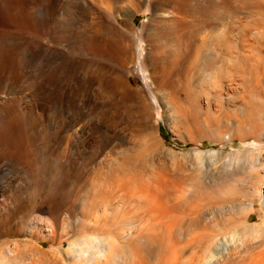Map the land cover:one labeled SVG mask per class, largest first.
Returning <instances> with one entry per match:
<instances>
[{
	"label": "rangeland",
	"instance_id": "374dc122",
	"mask_svg": "<svg viewBox=\"0 0 264 264\" xmlns=\"http://www.w3.org/2000/svg\"><path fill=\"white\" fill-rule=\"evenodd\" d=\"M0 1V144L6 143L0 146V264H54L49 251L57 241L66 247L72 239L68 235L81 220L77 213L70 218L72 204L60 197L62 185L84 183L92 164L108 162L112 156L111 145L100 150V136L93 126L84 127L61 112L68 98L77 101L82 60H93L103 71L118 66L117 57L96 45L90 35H105L111 22L123 32L147 33L155 15L170 16L172 9L156 11L158 0ZM243 2L247 5L250 0ZM248 13L228 35L227 61L239 51L235 46L239 32L250 21L257 30L251 28L250 36L240 40V52L264 55V26L257 13ZM144 48L148 51L149 45L144 43ZM28 52L33 60L30 69ZM133 59L124 69L131 86L138 87L140 72ZM226 70L233 75L231 67ZM243 82L186 83L188 95L177 94L179 109L166 96L167 89L152 82L161 99L148 102L146 122L162 144L159 160L170 179L195 176L213 189L229 183L236 187V198L203 209L207 222L234 225L223 230L226 237L241 225H257L250 233L231 237L223 260L215 264H242L240 259L264 244V75L249 86ZM50 84L60 87L48 97L41 88ZM132 109L131 115L136 113ZM124 121L120 115L114 130L124 127ZM131 123L128 130L122 129L121 138L137 144ZM55 220L56 233L48 230ZM62 254V262L56 264H69V254L63 249Z\"/></svg>",
	"mask_w": 264,
	"mask_h": 264
},
{
	"label": "bare ground",
	"instance_id": "6f19581e",
	"mask_svg": "<svg viewBox=\"0 0 264 264\" xmlns=\"http://www.w3.org/2000/svg\"><path fill=\"white\" fill-rule=\"evenodd\" d=\"M158 1L156 11L171 7V15H155L154 25L147 33L123 32L112 22L108 23L105 35L91 33L96 45L109 49L117 57L118 66L103 71L93 60H82L76 81L77 101L68 98L67 108L59 109L71 121L78 120L84 127L93 126L100 136V150L103 152L111 145L107 149L112 156L108 162L92 164L84 183L65 181L66 185L61 186L60 197L72 204L70 218L77 213L81 220L77 227L72 225L73 230L68 235L72 239L66 247L63 241L54 243L52 240L55 246L49 252L56 263L62 262L63 249L70 256L69 264H215L223 260L231 237L241 232L250 233L257 226L241 225L226 237L223 230L234 225L208 223L203 209L212 204H225L235 197L236 187L233 183H221L213 189L194 175L190 180L170 179L167 167L159 160L162 144L146 119L148 102L155 104L161 99L152 90V82L155 87L167 89L166 96L179 109L181 101L177 94L186 91V83L204 85L227 81L238 84L239 80L240 83L244 80L249 86L262 80L264 55L240 52V40L246 34L250 36L251 28L257 30L253 21L240 30V40L235 45L239 51L231 61L224 56L228 35L240 23L245 11L257 13L264 26V0H250L247 5L245 0ZM144 43L149 45L148 51ZM31 53L28 52L26 58L29 69L33 64ZM132 57L140 72L138 87L131 86L126 77L128 70L124 69ZM227 67L232 68L233 75ZM58 87V84H50L41 89L49 97ZM132 108H136L133 115V111H129ZM93 114H96L95 120ZM120 115L125 116L121 123L125 124L117 131L114 129ZM130 122L139 137L137 144H128L121 138L122 129L130 128ZM0 164H3L1 160ZM55 224L56 220L50 222L47 229L56 233ZM262 245L239 261L242 264L264 262Z\"/></svg>",
	"mask_w": 264,
	"mask_h": 264
}]
</instances>
